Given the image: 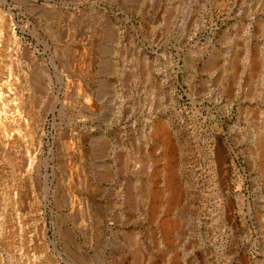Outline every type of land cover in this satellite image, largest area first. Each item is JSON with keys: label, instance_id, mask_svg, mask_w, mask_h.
Returning a JSON list of instances; mask_svg holds the SVG:
<instances>
[{"label": "rangeland", "instance_id": "374dc122", "mask_svg": "<svg viewBox=\"0 0 264 264\" xmlns=\"http://www.w3.org/2000/svg\"><path fill=\"white\" fill-rule=\"evenodd\" d=\"M10 23L0 264H264V0H0V49Z\"/></svg>", "mask_w": 264, "mask_h": 264}, {"label": "bare ground", "instance_id": "6f19581e", "mask_svg": "<svg viewBox=\"0 0 264 264\" xmlns=\"http://www.w3.org/2000/svg\"><path fill=\"white\" fill-rule=\"evenodd\" d=\"M13 25L14 24L10 23L8 25V28L5 31L6 40L4 41L5 43L0 49L3 54L4 52H6L5 50L7 49V43L11 41V38H13L14 36L13 35ZM11 79H12V76H10V74L9 75L7 74L5 78H2L0 76V129L2 130L4 135L5 133H7V135L5 136V144H8V145L13 144L14 142L18 140V136L14 132L15 131L14 129L17 127L19 128V125H20V117L18 115L17 117L15 114H13V112L10 113L8 110H6L8 109V106L5 107L6 104L8 105L7 102H9L8 101L9 95L6 92L7 90L9 91Z\"/></svg>", "mask_w": 264, "mask_h": 264}]
</instances>
